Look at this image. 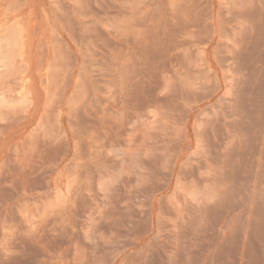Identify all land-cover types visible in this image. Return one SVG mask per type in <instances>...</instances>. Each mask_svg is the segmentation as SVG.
I'll return each instance as SVG.
<instances>
[{"label":"rangeland","instance_id":"1","mask_svg":"<svg viewBox=\"0 0 264 264\" xmlns=\"http://www.w3.org/2000/svg\"><path fill=\"white\" fill-rule=\"evenodd\" d=\"M0 264H264V0H0Z\"/></svg>","mask_w":264,"mask_h":264}]
</instances>
